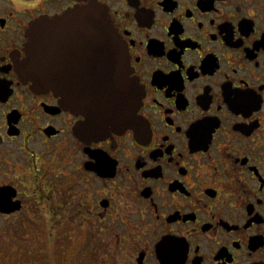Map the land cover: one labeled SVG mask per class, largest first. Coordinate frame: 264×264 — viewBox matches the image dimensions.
Listing matches in <instances>:
<instances>
[{
	"label": "flooded vegetation",
	"instance_id": "flooded-vegetation-1",
	"mask_svg": "<svg viewBox=\"0 0 264 264\" xmlns=\"http://www.w3.org/2000/svg\"><path fill=\"white\" fill-rule=\"evenodd\" d=\"M92 2L110 15L138 108L84 29L40 27L41 88L24 75L29 26ZM107 86L125 125L80 138L105 112L90 93ZM59 165L94 193L90 212L123 216L108 225L119 243L134 233L132 264H264V0H0V189L12 204L0 213L19 202L3 180L56 181Z\"/></svg>",
	"mask_w": 264,
	"mask_h": 264
},
{
	"label": "rangeland",
	"instance_id": "rangeland-1",
	"mask_svg": "<svg viewBox=\"0 0 264 264\" xmlns=\"http://www.w3.org/2000/svg\"><path fill=\"white\" fill-rule=\"evenodd\" d=\"M61 172L65 174L63 165L51 182H37L31 175L3 180L15 186L19 202L0 213V264H132L134 233L119 243V234L108 225L121 223L123 216L109 213L103 220L90 212L94 193L85 198L83 178L69 182ZM104 185L110 194L114 184Z\"/></svg>",
	"mask_w": 264,
	"mask_h": 264
},
{
	"label": "water",
	"instance_id": "water-1",
	"mask_svg": "<svg viewBox=\"0 0 264 264\" xmlns=\"http://www.w3.org/2000/svg\"><path fill=\"white\" fill-rule=\"evenodd\" d=\"M40 27H45L49 30V34H54L55 32L63 34L65 36L70 35L73 29H84V33L90 36L89 43L91 45L101 44L105 46V56L106 60L116 61L121 67L120 73L121 80L131 88L132 90H137V108L140 105V88L139 83L135 80H128V65L124 50L120 47V40L118 39V34L113 26L110 19L108 11L97 3H90L86 6L76 7L66 11L63 15H58L55 17H42L34 21L28 28L26 32V37L28 39L26 44L27 58L24 63L25 73L24 75L31 77L33 85L36 88H41L38 85L39 81L36 82L37 75L39 77H45L46 73H39L36 69L35 59L37 46L39 45V29ZM86 30V31H85ZM114 75V74H113ZM115 89L111 86H107L105 89V94L102 92V96L99 97V93L92 91L90 93V101H96L101 104L104 101L105 112L100 114L98 112L89 113L87 120L82 123L84 128L82 129V124L79 128V132H76L80 138L91 136V134L102 132L108 127L112 129H118L125 125V121L122 120V114L124 110H121L118 100H116ZM102 107V106H101ZM136 104L134 102V109ZM104 125V126H103ZM8 189H0V210H8L12 204L7 200L4 194H10Z\"/></svg>",
	"mask_w": 264,
	"mask_h": 264
},
{
	"label": "trees",
	"instance_id": "trees-1",
	"mask_svg": "<svg viewBox=\"0 0 264 264\" xmlns=\"http://www.w3.org/2000/svg\"><path fill=\"white\" fill-rule=\"evenodd\" d=\"M66 261H67V263L69 264V260H66ZM48 263L51 264L50 261H49ZM65 264H66V263H65Z\"/></svg>",
	"mask_w": 264,
	"mask_h": 264
}]
</instances>
